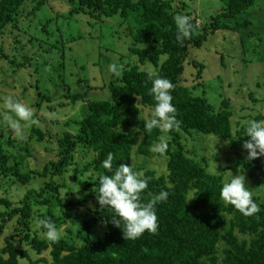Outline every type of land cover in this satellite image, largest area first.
<instances>
[{
	"label": "trees",
	"instance_id": "obj_1",
	"mask_svg": "<svg viewBox=\"0 0 264 264\" xmlns=\"http://www.w3.org/2000/svg\"><path fill=\"white\" fill-rule=\"evenodd\" d=\"M26 1L0 0V30L14 22ZM66 1L76 5L74 11L97 12L107 17L120 15L122 19L131 16L133 22L128 25L129 34H132L130 53L137 56L140 64H127L121 77L109 81L110 100L87 101L88 91L67 93L66 97L73 102L86 101V109L83 118L77 121L78 133L65 131L56 139L57 156L50 158L42 170L22 168L17 154L8 151L0 142L1 175L17 185H28L33 179H48L40 191L29 189L18 206H14L9 199H0V205L5 206L0 211V236L7 224L14 220L20 243H27L36 254L45 251L50 254V258L33 260L26 249L16 246L15 237L11 235L0 246V264H19L21 259H27L31 264H264V203L255 200L260 211L245 217L222 201L219 191L223 175L209 172L204 158L200 161L190 156L181 134V131H195L235 138L243 144L247 139L244 136L246 123H237L238 127L234 130L233 113L227 101L223 104L225 108L216 111L206 97L195 95L179 81L190 45L200 46L218 30L240 31L248 27V21L241 22L240 15L247 12L256 0H221L224 5L211 15V20L202 31L197 32L195 20H191L190 37L182 44L175 39L173 17L179 14L173 4L176 0ZM44 4L45 0H38L32 14ZM71 11L74 12L73 8ZM147 62L155 67L153 72L174 85L172 103L181 123L178 131L169 132L171 139L164 154L166 171L157 173L155 169L147 168L140 172L148 178V186L141 193L142 202H147L161 190L169 194L165 202L155 206L157 232H145L137 240H125L122 230L110 222L111 211L101 208L93 190L98 187L99 175L111 174L101 166L109 152L113 154V170L123 163L131 165L135 172L136 167L130 162L132 154L135 152L138 158L153 154L150 147L161 133L156 129L145 133L143 129L144 119L151 114L145 115V111L151 110L153 105L148 95L151 87L147 77L149 71L140 66ZM39 96L50 99L41 90ZM251 119H264V114L258 113ZM134 125L136 127L133 128ZM32 132L38 141L45 139L41 129L33 127ZM8 142L12 141L8 139ZM80 147L93 153L79 169L83 179L79 176L77 181L81 188L89 192L88 198L95 199L94 212L85 219L87 233L81 243L63 237L56 243H50L32 230L35 210L31 200L36 193L43 196L48 189L58 190L60 178L67 175ZM24 150L29 152L28 147ZM238 166H242L243 170H264V155L249 160L245 150V157L238 162ZM64 198L57 195L60 209L65 216H70L75 203L66 202ZM85 202L84 199L78 203ZM46 219L55 227L62 222L54 215ZM220 245H223L222 256L218 254Z\"/></svg>",
	"mask_w": 264,
	"mask_h": 264
},
{
	"label": "rangeland",
	"instance_id": "obj_2",
	"mask_svg": "<svg viewBox=\"0 0 264 264\" xmlns=\"http://www.w3.org/2000/svg\"><path fill=\"white\" fill-rule=\"evenodd\" d=\"M37 2L27 0L14 22L0 30V96L11 95L29 104L34 109L36 123L25 130L27 140L23 142L16 139L11 130L0 127V142L8 151L17 154L22 168L42 170L50 158L57 156L56 139L65 131L78 133L77 121L83 118L86 109V101L73 102L66 97L67 93L88 91L87 101L110 100L107 85L116 76L107 71V66L113 62V57H118L125 67L139 63V59L130 53L132 34H129L128 25L133 22L131 16L122 19L120 15L107 17L97 12L74 11L76 5L66 0H45L42 8L32 14ZM173 4L179 14L195 20L197 32L202 31L211 15L224 5L221 0H176ZM240 19L248 21L249 26L240 31L218 30L200 46L191 44L179 78L195 95L206 97L216 111L225 108L223 104L227 101L233 113L234 130L237 123H246L258 113L264 114V0H256ZM140 66L155 71L149 62ZM40 90L50 99L40 97ZM149 113L151 110L146 109L145 115ZM33 127L43 131V141L37 140ZM181 134L189 155L200 161L204 158L209 172L222 174L223 183L232 176L244 175L253 199L264 203V170L237 167L245 157V150L237 139L195 131H181ZM85 150L80 147L75 153L67 175L59 180L58 190L48 189L43 196L33 195L35 212L31 227L40 237L43 238L36 221L50 215L62 219L56 228L62 229L63 238L81 243L87 233L85 219L93 215L95 199L88 198L89 192L77 181L79 169L93 155ZM165 159L164 155L155 153L138 158L134 152L130 162L137 173L147 168L164 173ZM47 181V178H39L28 185H17L0 174V199H9L18 206L29 189L40 191ZM57 195L65 197L66 202L75 203L70 216H65L60 209ZM84 199L85 204L78 203ZM4 209L5 206L0 205V211ZM16 225L14 220L7 224L0 236V246L12 235L16 246L26 249L33 260L50 258L49 251L39 255L27 243H20ZM222 248L223 245L218 247L220 256ZM19 264L31 263L21 259Z\"/></svg>",
	"mask_w": 264,
	"mask_h": 264
},
{
	"label": "clouds",
	"instance_id": "obj_3",
	"mask_svg": "<svg viewBox=\"0 0 264 264\" xmlns=\"http://www.w3.org/2000/svg\"><path fill=\"white\" fill-rule=\"evenodd\" d=\"M173 21L176 26L175 39L182 44L190 37L193 27L191 17L177 14L174 15ZM125 70V64L115 56L113 62L107 66V71L116 77H121ZM147 77L151 81L148 95L151 96L153 105L150 116L143 121V129L145 133H151L154 129L161 133L157 141L151 145L150 151L164 155L171 138L168 133L178 131L181 123L177 119V110L172 103L171 92L174 85L167 78L152 71L147 73ZM35 123L34 109L29 104L11 95L0 96V127L11 130L14 137L23 142L27 140L25 130ZM244 136L247 139L243 142L242 148L247 151L249 160L264 155V119L248 120ZM112 161L113 154L109 152L101 162V166L111 174L98 176V187L93 190L96 201L101 208L106 207L111 211L110 222L122 230L125 240H137L145 232L155 234L158 229L155 206L167 200L168 192L161 190L147 202H142L141 193L148 186V178L133 171L131 165L123 163L113 170ZM219 197L245 217L254 216L260 211L253 199V193L246 185L244 175L232 176L224 182L220 187ZM36 227L50 243H56L61 238L62 229L58 230L47 219H38Z\"/></svg>",
	"mask_w": 264,
	"mask_h": 264
}]
</instances>
